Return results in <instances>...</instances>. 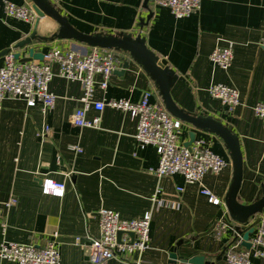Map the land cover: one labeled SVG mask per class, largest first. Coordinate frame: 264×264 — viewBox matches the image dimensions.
Wrapping results in <instances>:
<instances>
[{
    "label": "crops",
    "instance_id": "obj_1",
    "mask_svg": "<svg viewBox=\"0 0 264 264\" xmlns=\"http://www.w3.org/2000/svg\"><path fill=\"white\" fill-rule=\"evenodd\" d=\"M8 1L32 5L30 0ZM50 2L81 32L141 33L148 47L178 75L171 89L175 103L189 114L212 117L238 136L243 154L239 200L245 204L257 200L264 187V126L253 108L264 101V0H203L200 10L185 18H176L155 0ZM34 25L7 15L0 0V53L29 37ZM58 30L54 19L44 17L37 34L50 37ZM34 46L43 53L55 46L81 53L90 50L72 40L52 38L35 41ZM217 46L233 49L228 69L210 59ZM20 52L21 57L27 55ZM129 62L128 69L121 72L119 67L113 73L106 89L97 84L93 102L126 99L137 103L150 90L152 101L163 104L149 75ZM3 64L4 56L0 67ZM53 70L50 90L56 101L52 108L41 102L29 105L22 98L0 102V202L17 199L7 210L6 226L0 224V246L4 242L39 246L58 233L59 264H93L89 247L100 236V209L117 211L125 219H137L149 211L151 247L141 256L142 264H184L173 262L174 251L183 259L204 256L208 264H228L226 252L235 242L237 224L225 206L233 166L224 141L181 121L182 145L195 132L196 141H204L227 165L218 174H206L201 183H187L181 174L159 177L155 173L159 149L138 145L137 119L121 109L106 105L98 110L93 105L87 118L100 117V125H74L72 117L83 107L82 84L60 76L57 65ZM96 79L100 83L102 76ZM217 83L237 89L241 104L230 110L211 97L208 89ZM45 178L64 183L65 192L45 193ZM202 188L209 189L220 203H211ZM158 189L161 192L154 202L151 198ZM218 219L227 225L221 237L212 231ZM0 264L16 263L0 259ZM107 264L123 262L113 258ZM251 264H264V256H252Z\"/></svg>",
    "mask_w": 264,
    "mask_h": 264
},
{
    "label": "built area",
    "instance_id": "obj_2",
    "mask_svg": "<svg viewBox=\"0 0 264 264\" xmlns=\"http://www.w3.org/2000/svg\"><path fill=\"white\" fill-rule=\"evenodd\" d=\"M203 0H155L156 4L168 8L176 18H185L199 11ZM4 10L10 17L35 23L37 14L28 4L18 5L3 0ZM263 44V43H262ZM15 50L4 56V64L0 67V102L8 97L22 98L29 105L41 102L45 108H52L56 95L50 90V83L55 75L53 67H59V75L70 80L79 81L83 87L80 99L83 107L77 109L72 122L78 127H98L100 117L87 118V111L93 105L102 110L106 105L126 111L138 121L135 134L140 147L148 145L159 149V163L155 173L159 177L181 174L187 183H201L208 173L218 174L227 165L226 160L214 153L204 141H195L191 146L181 144L179 135L182 122L172 116L161 102H153V93L146 91L141 100L132 103L126 99H115L107 103H94L93 96L97 84L102 89L109 86L113 73L122 66L124 54L97 47L81 53L63 46H55L44 53V58L21 62L15 57ZM211 61L222 69H228L233 62V49L230 46H217L210 55ZM102 81H97V76ZM211 97L220 100L230 110L241 104L237 89L225 84H213L208 89ZM255 115L264 126V101L258 102L254 108ZM47 130L49 128L47 127ZM45 193L62 195L66 186L51 178L42 180ZM202 194L213 204L220 200L209 189L202 188ZM160 189L151 200L158 201ZM17 203L12 198L0 202V224L5 227L7 210ZM151 212H146L137 219H125L117 211L102 208L99 211L100 236L95 238L89 247V258L93 264H107L110 259H119L123 264H142L141 256L151 247ZM255 228L250 237L251 248L242 246L243 237L237 235L234 244L226 252L228 264H251L252 256H264V213L256 215L252 220ZM227 225L218 219L212 231L221 237ZM119 232H122L120 238ZM129 233H133L132 238ZM59 235L54 233L52 239L43 245L4 242L0 246V259L16 264H59ZM243 247V248H242ZM134 256L138 258L134 259Z\"/></svg>",
    "mask_w": 264,
    "mask_h": 264
},
{
    "label": "water",
    "instance_id": "obj_3",
    "mask_svg": "<svg viewBox=\"0 0 264 264\" xmlns=\"http://www.w3.org/2000/svg\"><path fill=\"white\" fill-rule=\"evenodd\" d=\"M30 1L33 10L38 16L33 32L29 37L18 42L13 48L2 51L0 53V57L5 56L11 50H15V57L21 62L32 60L42 61L44 53L39 51L38 48L34 46V43L35 41L39 43L45 42L52 38L56 40H72L90 48L97 47L120 52L125 55L121 66V72L129 68L130 60L140 65L154 82L161 96L163 105L172 116L182 122L191 124L196 128L214 133L224 141L230 152L233 166V178L225 198V206L231 218L237 224L236 236L242 235V245L247 249L251 248L249 240L251 235L254 234L255 228L251 225L248 230L243 231L242 227L249 224L250 220L256 215L264 213V187L261 195L253 203L245 204L239 200V190L243 178V154L238 136L234 134L231 129L212 117L189 114L175 103L171 96V89L177 81L178 75L172 67L163 63L160 57L148 47L146 38L141 33L87 34L76 29L71 24L69 19L62 15V13H60L50 0ZM145 6L147 7V3ZM151 16L152 14L150 17ZM44 17L54 19L59 25V30L56 33H53L51 35L52 37H42L37 34L39 22ZM20 50L26 51L27 55L21 57ZM195 141L196 133L192 132L190 133V140L185 143L184 146L189 147ZM121 234L122 232H119V238ZM129 234L132 238L134 237L133 233ZM170 257L173 262L176 263L208 264L204 256H195L190 259H183L182 257H178L177 252L174 251Z\"/></svg>",
    "mask_w": 264,
    "mask_h": 264
},
{
    "label": "trees",
    "instance_id": "obj_4",
    "mask_svg": "<svg viewBox=\"0 0 264 264\" xmlns=\"http://www.w3.org/2000/svg\"><path fill=\"white\" fill-rule=\"evenodd\" d=\"M115 52H117V51H115ZM117 53H120V52H117Z\"/></svg>",
    "mask_w": 264,
    "mask_h": 264
}]
</instances>
